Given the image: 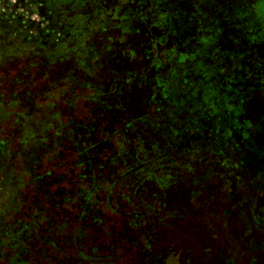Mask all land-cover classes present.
<instances>
[{"label":"rangeland","instance_id":"1","mask_svg":"<svg viewBox=\"0 0 264 264\" xmlns=\"http://www.w3.org/2000/svg\"><path fill=\"white\" fill-rule=\"evenodd\" d=\"M2 41L43 42L21 57L0 54L3 97L12 80L19 91L52 80H168L167 99L181 106L160 118L169 124L167 111H182L205 122L212 131L201 144L222 154L213 167L205 150H193L202 133L188 130L180 151L208 188L193 197L187 178L181 193L195 208L165 243L191 249L181 264H264V0H0ZM185 166L158 179H185Z\"/></svg>","mask_w":264,"mask_h":264},{"label":"trees","instance_id":"2","mask_svg":"<svg viewBox=\"0 0 264 264\" xmlns=\"http://www.w3.org/2000/svg\"><path fill=\"white\" fill-rule=\"evenodd\" d=\"M42 43L2 41L0 54L21 57ZM67 85L39 81L19 91L12 80L0 95V264H181L191 249L179 253L164 237L181 234L178 221L195 208L181 193L187 178L198 188L193 197L208 187L180 150L188 130L202 133L193 150L217 166L222 151L201 144L212 129L182 111H167L169 124L161 119L160 110L182 101L167 99L168 80ZM182 164L185 179H158Z\"/></svg>","mask_w":264,"mask_h":264}]
</instances>
